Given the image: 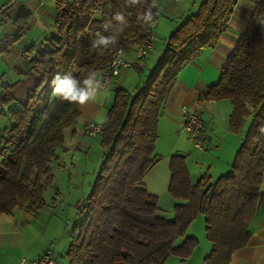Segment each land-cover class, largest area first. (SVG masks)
<instances>
[{"label": "trees", "instance_id": "16d2710c", "mask_svg": "<svg viewBox=\"0 0 264 264\" xmlns=\"http://www.w3.org/2000/svg\"><path fill=\"white\" fill-rule=\"evenodd\" d=\"M235 1L204 0L197 12L169 35L144 87L133 96L124 89L115 91V103L100 132L107 152L86 196L85 216L72 230L68 264H164L170 256L183 261L198 243L187 231L200 214L204 216L206 238L212 244L203 264H229L231 254L248 242L249 224L262 201L264 173V91L253 84L257 74H264V0L252 10L219 81L197 95L199 99L231 101L232 132H239L244 119L252 115L231 171L213 184L204 178L192 185L185 157L173 155L168 194L178 202L171 219L162 214L158 197L142 183L155 161L157 118L165 97L178 73L202 49L217 43L227 29ZM55 3L56 36L49 40L50 47L35 55L32 47L24 51L29 69L16 68L21 78L1 87L0 106L8 107L12 122L0 132V213L16 207L36 213L45 205L44 184L54 179L52 163L63 143V129L80 113L78 105L54 95L53 78L71 72L83 80L90 72L106 68L116 48L130 50L142 44L148 26L142 16L152 0L128 4L127 23L114 49L96 48L89 55V36L106 21H111L108 29L117 23L112 17L119 9L118 1ZM157 10L152 8L153 19ZM27 18L24 14L15 19L18 33L6 46L25 33ZM8 146L11 149L4 151Z\"/></svg>", "mask_w": 264, "mask_h": 264}, {"label": "crops", "instance_id": "0c3cea01", "mask_svg": "<svg viewBox=\"0 0 264 264\" xmlns=\"http://www.w3.org/2000/svg\"><path fill=\"white\" fill-rule=\"evenodd\" d=\"M203 1H157L154 50L141 61L136 60L133 49L124 50L125 58L133 61V66L123 69L121 74L113 79L110 90L105 92L99 89L95 100L79 106L80 113L75 121L63 129V143L56 150V158L52 165L56 163L58 167L74 169L75 158V160H82L80 167H84L81 171H87L85 166L89 159L88 154L96 147L99 150V156L96 159L99 165L97 168L93 167V173L99 170L107 152V148L101 144L103 133L95 137L85 134L84 123L91 120L104 124L109 110L115 103L117 89H124L133 96L144 87L141 83L144 77L152 73L157 66L169 35L183 21L194 15ZM258 1H235L225 32L221 34L213 47L202 49L201 53L178 73L175 85L161 105L154 141L155 161L143 177L142 183L149 193L158 197L162 214L168 219H171L173 214H168L165 209H169L178 202L168 194L170 160L173 155L185 157L192 185L204 178L208 179L209 184H213L219 177L231 171L235 153L243 141L252 115L244 119L239 132H232L229 128L231 101L227 98L199 99L197 95L206 93L208 87L219 81L222 67L234 50L237 39L247 28L252 10ZM11 3L12 0H0V7L5 8L0 21V92L2 85H12L21 78L16 68L23 71L29 69V63L23 57L24 51L32 47V55L40 53L50 47L49 40L56 36L55 0H15ZM24 14L28 15L29 31L6 46L9 38L18 33L15 19ZM132 68L136 70L133 71ZM129 75L134 76L132 90L123 86ZM96 76L101 81V72L96 73ZM147 81L144 83L146 84ZM182 106H187L190 110L199 113L206 125L201 147H196L181 130ZM7 110L8 107L0 106V132L8 129L12 122L7 115ZM97 144L101 146V149L96 146ZM94 174L92 178L86 179V186L81 183L83 188L77 191L80 195L77 196L76 202L86 205V196L94 184ZM261 193V204L249 224L248 242L231 254L229 264H264V173H262ZM83 209L85 216L86 210ZM69 223H65L62 211L59 212L57 205L54 204L45 203L44 207L36 213H30L18 207L9 213H0V264H17L22 257L35 259L46 249L54 250L55 264H68L67 251L72 233L70 232L67 238L65 235ZM192 223L193 221L189 226H192ZM197 241V245L188 258L181 261L176 256H170L164 264H203V259L212 249V244L206 238L205 226L204 234ZM196 252L198 259L192 263V257Z\"/></svg>", "mask_w": 264, "mask_h": 264}, {"label": "rangeland", "instance_id": "374dc122", "mask_svg": "<svg viewBox=\"0 0 264 264\" xmlns=\"http://www.w3.org/2000/svg\"><path fill=\"white\" fill-rule=\"evenodd\" d=\"M119 3V9L117 10V13H121L124 17L125 20L127 19L128 16V7H127V3L125 2V0H116ZM107 13H110V5H108L106 7ZM99 17L101 16V14L98 15ZM27 30L25 31V34L29 31V26L27 23ZM125 27V24H120V22L117 21V23L108 30H105L104 25H100L98 26L96 32H94L93 35L89 36V38L87 39V55L93 53V51L97 48V47H93V41L97 38V33H100L101 35L107 37V36H111V35H115L117 37V41L121 35V32L123 31ZM100 29V30H99ZM33 33V31L31 32ZM115 44L114 45H110L107 49H104L103 46H100V49L102 50H112L114 49ZM133 71H135V68H132ZM151 73H148V76L144 77V81L141 83L142 86H144V82H146L148 80V78L150 77ZM262 79H264V74H262L261 72L259 74H257V76L255 77L253 84L260 88L262 91H264V81H262ZM133 81H134V76H127L125 79V83H124V87L126 89H130L132 90L133 88ZM110 90V89H109ZM112 94H114L113 91H111ZM103 125V124H102ZM6 133L3 134V136H5ZM2 145H0L1 147ZM97 147H99V149H101V146H98V144L96 145ZM11 149L10 146L8 147H4V151H9ZM85 155V154H84ZM89 159L87 162V165L85 166L87 171H81L83 170L81 166L82 164V160H75L74 158V169L73 167L68 169V168H63V167H58L55 164L52 165V173L54 175V180L51 183H47L44 184V201L47 204H54L57 205L59 212L62 211L63 213V217H64V221L65 223L70 222L67 225L66 228V235L65 238L69 237L70 232L72 233L73 228L78 225L82 219L84 218V209L85 205H82L81 203L76 202V198L78 195H80L79 192H77L78 190H81L83 187L81 186V183H84V185L86 184V179L88 178H92L93 176V167H98L99 163L96 161L97 157L99 156V150L98 148L93 149L91 152H89ZM82 157H85L82 155ZM99 159V158H98ZM85 165V164H84ZM95 169V168H94ZM99 169V168H98ZM76 170V171H75ZM98 172L99 170L95 172L94 174V182L96 180V177L98 176ZM86 177V178H85ZM86 186V185H85ZM91 190V189H90ZM89 190V192H90ZM88 192V193H89ZM88 195V194H87ZM170 196V195H169ZM171 197V196H170ZM86 210V209H85ZM167 210L168 214L174 216L173 211V206L169 207V209H165ZM66 226V224H64ZM204 217L202 215L197 216L192 223V226H189V235L196 237V239H201L202 234H204ZM187 234V235H188ZM69 239L71 240V237H69ZM196 259H198V254L197 252L193 255L192 257V263L193 261H195Z\"/></svg>", "mask_w": 264, "mask_h": 264}, {"label": "built area", "instance_id": "2783aa9c", "mask_svg": "<svg viewBox=\"0 0 264 264\" xmlns=\"http://www.w3.org/2000/svg\"><path fill=\"white\" fill-rule=\"evenodd\" d=\"M5 13V8L0 7V21ZM157 21L156 18L148 23L145 31V38L142 44L136 45L133 48L135 58L138 61L145 59L154 50L155 46V29ZM134 62L125 58L124 50L116 48L112 54L109 64L101 71V85L102 91H108L111 88L114 78L121 74L123 69L133 66ZM183 121L181 130L187 134L189 139L196 147H201V140L206 130V125L199 113L190 110L187 106H182ZM103 130L102 123L88 120L83 125L85 134L95 137ZM17 264H55V253L52 249H46L35 259L21 258Z\"/></svg>", "mask_w": 264, "mask_h": 264}, {"label": "clouds", "instance_id": "9594fccd", "mask_svg": "<svg viewBox=\"0 0 264 264\" xmlns=\"http://www.w3.org/2000/svg\"><path fill=\"white\" fill-rule=\"evenodd\" d=\"M129 5H136L141 2V0H125ZM157 7V0H152V3L148 6L142 20L145 23H150L153 21L152 8ZM113 20L120 22V24H126L125 17L121 13H116ZM111 21H106L104 28L108 30V26ZM97 38L93 41V47L100 48L103 46L107 49L110 45L117 43V37L115 35L103 36L97 33ZM52 87L54 95L58 96L60 99L67 101L70 104H76L78 106H84L89 101L95 100L98 90L102 87L101 82L97 79L95 72H90L83 80L77 79L71 74V72L66 73L63 76L57 75L52 80Z\"/></svg>", "mask_w": 264, "mask_h": 264}, {"label": "water", "instance_id": "95a60500", "mask_svg": "<svg viewBox=\"0 0 264 264\" xmlns=\"http://www.w3.org/2000/svg\"><path fill=\"white\" fill-rule=\"evenodd\" d=\"M14 1H15V0H12V3H13ZM12 3H11V4H12Z\"/></svg>", "mask_w": 264, "mask_h": 264}]
</instances>
